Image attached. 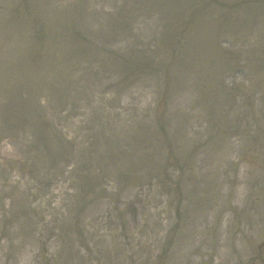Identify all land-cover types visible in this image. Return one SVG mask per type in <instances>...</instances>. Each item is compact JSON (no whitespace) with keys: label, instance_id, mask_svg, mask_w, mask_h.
Segmentation results:
<instances>
[{"label":"rangeland","instance_id":"1","mask_svg":"<svg viewBox=\"0 0 264 264\" xmlns=\"http://www.w3.org/2000/svg\"><path fill=\"white\" fill-rule=\"evenodd\" d=\"M0 264H264V0H0Z\"/></svg>","mask_w":264,"mask_h":264}]
</instances>
